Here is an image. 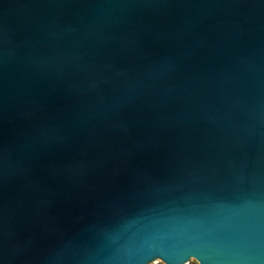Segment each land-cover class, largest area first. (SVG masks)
Here are the masks:
<instances>
[{
    "label": "water",
    "instance_id": "obj_1",
    "mask_svg": "<svg viewBox=\"0 0 264 264\" xmlns=\"http://www.w3.org/2000/svg\"><path fill=\"white\" fill-rule=\"evenodd\" d=\"M264 264V0H0V264Z\"/></svg>",
    "mask_w": 264,
    "mask_h": 264
},
{
    "label": "rangeland",
    "instance_id": "obj_2",
    "mask_svg": "<svg viewBox=\"0 0 264 264\" xmlns=\"http://www.w3.org/2000/svg\"><path fill=\"white\" fill-rule=\"evenodd\" d=\"M151 264H170V263L164 261L161 258H158L155 261H153ZM178 264H200V263L197 260L191 258Z\"/></svg>",
    "mask_w": 264,
    "mask_h": 264
}]
</instances>
